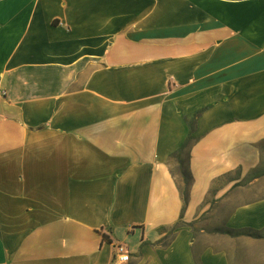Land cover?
Here are the masks:
<instances>
[{"label": "crops", "instance_id": "1", "mask_svg": "<svg viewBox=\"0 0 264 264\" xmlns=\"http://www.w3.org/2000/svg\"><path fill=\"white\" fill-rule=\"evenodd\" d=\"M214 209L264 235V0H0V264H264Z\"/></svg>", "mask_w": 264, "mask_h": 264}, {"label": "trees", "instance_id": "2", "mask_svg": "<svg viewBox=\"0 0 264 264\" xmlns=\"http://www.w3.org/2000/svg\"><path fill=\"white\" fill-rule=\"evenodd\" d=\"M201 114L202 112H197L191 118L186 117L184 119L189 128V134L182 146L170 156L168 161L169 171L175 180L183 203L180 221L173 230H176L180 224H182L184 214L189 205L191 189L194 183V178L190 169V161L192 149L200 141V138L195 136V130L197 120ZM238 185L239 184H235L233 188H236ZM226 232L232 236L245 235L253 238H261L262 236L259 232L252 231L232 232L226 230Z\"/></svg>", "mask_w": 264, "mask_h": 264}, {"label": "rangeland", "instance_id": "3", "mask_svg": "<svg viewBox=\"0 0 264 264\" xmlns=\"http://www.w3.org/2000/svg\"><path fill=\"white\" fill-rule=\"evenodd\" d=\"M238 176V173L235 175V177ZM254 180L253 177L247 178L245 181L241 182L235 189L239 188H245L247 187L252 181ZM256 185H263V182H258ZM214 214L207 215L203 219L202 226H206V231L208 235H228L232 238H238V237H243L245 235H239V236H232L229 235L226 232V229L223 227V222L225 219V216L227 213H223L221 211H217V209H214ZM255 239H264V235L261 236V238H255Z\"/></svg>", "mask_w": 264, "mask_h": 264}, {"label": "built area", "instance_id": "4", "mask_svg": "<svg viewBox=\"0 0 264 264\" xmlns=\"http://www.w3.org/2000/svg\"><path fill=\"white\" fill-rule=\"evenodd\" d=\"M130 261L131 254L129 250L125 246L119 245L117 247L116 258L112 264H129Z\"/></svg>", "mask_w": 264, "mask_h": 264}]
</instances>
